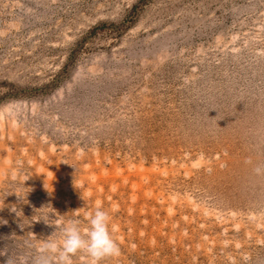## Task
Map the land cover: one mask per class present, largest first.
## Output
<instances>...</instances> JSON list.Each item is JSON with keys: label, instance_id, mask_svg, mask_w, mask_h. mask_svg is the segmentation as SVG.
I'll return each mask as SVG.
<instances>
[{"label": "rangeland", "instance_id": "374dc122", "mask_svg": "<svg viewBox=\"0 0 264 264\" xmlns=\"http://www.w3.org/2000/svg\"><path fill=\"white\" fill-rule=\"evenodd\" d=\"M98 205L100 264H264V0H0V264Z\"/></svg>", "mask_w": 264, "mask_h": 264}, {"label": "clouds", "instance_id": "9594fccd", "mask_svg": "<svg viewBox=\"0 0 264 264\" xmlns=\"http://www.w3.org/2000/svg\"><path fill=\"white\" fill-rule=\"evenodd\" d=\"M260 171L256 168L257 173ZM88 223L90 227L82 234L78 220L67 221L61 227L59 239H51V235L45 240L34 264H73L72 258L81 252L90 258V264L119 256V245L110 231L109 213L98 205L94 213H89Z\"/></svg>", "mask_w": 264, "mask_h": 264}]
</instances>
